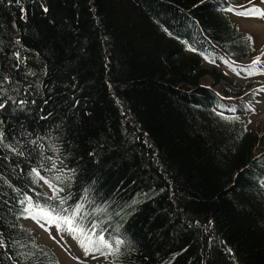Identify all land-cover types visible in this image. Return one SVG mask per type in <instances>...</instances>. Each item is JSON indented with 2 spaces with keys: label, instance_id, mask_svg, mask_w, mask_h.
Here are the masks:
<instances>
[{
  "label": "trees",
  "instance_id": "obj_1",
  "mask_svg": "<svg viewBox=\"0 0 264 264\" xmlns=\"http://www.w3.org/2000/svg\"><path fill=\"white\" fill-rule=\"evenodd\" d=\"M233 4L0 0V264H60L26 197L83 203L108 264H264L263 134L201 82L253 58Z\"/></svg>",
  "mask_w": 264,
  "mask_h": 264
},
{
  "label": "rangeland",
  "instance_id": "obj_2",
  "mask_svg": "<svg viewBox=\"0 0 264 264\" xmlns=\"http://www.w3.org/2000/svg\"><path fill=\"white\" fill-rule=\"evenodd\" d=\"M234 7H230L231 12L229 17L238 28L253 37L254 54L253 58L248 61H243L242 64L246 70L242 73L232 72L218 64H205L208 70L214 69L217 72H223L231 82L226 84L229 90V95L223 90V84L213 86V75L206 74L201 79L204 86H211L215 91L225 96L231 103H244L246 109L239 108L236 112L239 113L242 120L247 122V128L250 131L258 134H263L260 138V144L257 148V153L264 150V15L243 14L244 9L255 8L264 11V0H235ZM260 58L261 64L249 70V65L254 60ZM257 81L251 90L244 88L247 82ZM251 93H255L254 99H251ZM264 184V183H263ZM23 224L27 225L33 231L35 238L46 245H50L54 253L58 256L60 264H108V259L104 257H94L85 249L79 248L76 243L69 239L61 230H58L52 223L45 222L38 215H30L29 219H24Z\"/></svg>",
  "mask_w": 264,
  "mask_h": 264
},
{
  "label": "snow or ice",
  "instance_id": "obj_3",
  "mask_svg": "<svg viewBox=\"0 0 264 264\" xmlns=\"http://www.w3.org/2000/svg\"><path fill=\"white\" fill-rule=\"evenodd\" d=\"M230 11L232 9H229ZM243 14H257V15H264V11L251 8V9H244ZM261 61L260 58L257 57L256 60L249 65V70L260 65ZM0 107H3L0 104ZM234 110V109H233ZM60 189H58L59 191ZM29 201L27 208L25 211L29 213V215L33 214V209H35V215H38L41 219L46 220L49 223L57 224L62 229H65L71 232L79 241L80 245L85 249V251H101L103 252L105 249L108 252H118L119 248H113L112 242L106 240L104 235L101 234L97 235L95 232L96 225L92 224L90 227L84 223V205L83 203H77L72 207H64L65 200L60 201V207L55 208L49 205H39L33 204L31 202L30 197H26ZM122 241L116 240L115 244L118 246L121 244Z\"/></svg>",
  "mask_w": 264,
  "mask_h": 264
},
{
  "label": "bare ground",
  "instance_id": "obj_4",
  "mask_svg": "<svg viewBox=\"0 0 264 264\" xmlns=\"http://www.w3.org/2000/svg\"><path fill=\"white\" fill-rule=\"evenodd\" d=\"M78 246V245H77Z\"/></svg>",
  "mask_w": 264,
  "mask_h": 264
}]
</instances>
